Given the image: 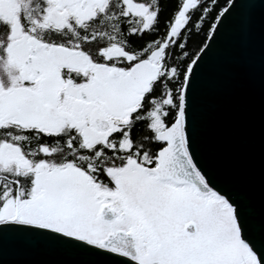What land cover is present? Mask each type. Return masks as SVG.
Here are the masks:
<instances>
[{
  "label": "snow or ice",
  "instance_id": "obj_1",
  "mask_svg": "<svg viewBox=\"0 0 264 264\" xmlns=\"http://www.w3.org/2000/svg\"><path fill=\"white\" fill-rule=\"evenodd\" d=\"M264 0H0V264H264V222L199 157L205 72Z\"/></svg>",
  "mask_w": 264,
  "mask_h": 264
},
{
  "label": "water",
  "instance_id": "obj_2",
  "mask_svg": "<svg viewBox=\"0 0 264 264\" xmlns=\"http://www.w3.org/2000/svg\"><path fill=\"white\" fill-rule=\"evenodd\" d=\"M256 17L247 37L230 33L204 77L199 157L213 182L242 194L264 222V37ZM257 240L264 233L257 231ZM6 264H90L92 258L54 245H4Z\"/></svg>",
  "mask_w": 264,
  "mask_h": 264
}]
</instances>
